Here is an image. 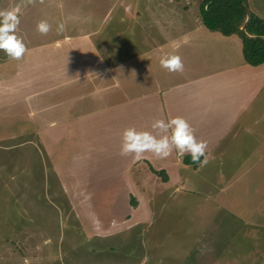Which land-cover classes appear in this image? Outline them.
<instances>
[{
  "label": "rangeland",
  "instance_id": "1",
  "mask_svg": "<svg viewBox=\"0 0 264 264\" xmlns=\"http://www.w3.org/2000/svg\"><path fill=\"white\" fill-rule=\"evenodd\" d=\"M167 1L0 0V11L20 6L15 35L27 49L20 60L0 50V264H264V64L251 67L258 83L239 123L250 120L206 165L213 172L175 150L120 155L126 129L157 135L146 81L166 70L146 53L148 37L184 21L171 45L192 48L189 61L244 64L238 36L194 17L200 0ZM245 1L264 18V0ZM128 2L146 36L109 30L128 25Z\"/></svg>",
  "mask_w": 264,
  "mask_h": 264
},
{
  "label": "crops",
  "instance_id": "2",
  "mask_svg": "<svg viewBox=\"0 0 264 264\" xmlns=\"http://www.w3.org/2000/svg\"><path fill=\"white\" fill-rule=\"evenodd\" d=\"M167 2L172 3V0ZM124 6L130 10L126 20L128 25L123 24L120 26L122 29H120L113 22V24L109 25V30H113V32L119 31L121 34L130 32L133 35L135 32L137 36H146L144 33H140L139 15L134 19V5L128 2ZM184 8L188 10L186 6ZM111 15V10H108L103 16L104 20L108 21ZM194 17L200 21L199 13L194 14ZM180 26L181 28H167L166 31L163 30L161 36L148 37L146 42L147 54L162 55L163 57L178 55L184 65L182 72H169L166 69L164 73H159L155 70L151 72L149 80L147 79L146 82L151 92L153 103L157 101V104H152L150 110L155 114V117L156 115L158 116L156 120L163 118L167 122L176 117L186 120L192 128L196 139L207 144L205 156L208 163L206 165H214L213 162H215V165L217 162L220 164L223 161L222 158L229 154V148H227L226 144L234 142L240 128L248 124L250 120L251 113L249 112L247 117L245 113L242 123H239L240 118L243 116V110L246 108L249 111V101L245 97L250 98V90L246 89L250 82L252 86L258 83L257 79L253 78L251 68L257 66L247 64L243 58L244 64L241 63L240 66L227 65L211 71L205 66L189 61L188 54L193 51L192 48L171 45L173 40L185 38L187 35L186 23L183 21ZM152 62L160 66V62ZM263 73V71H260L261 75ZM143 84L141 85L142 88H144ZM138 92V95L142 93L141 87ZM195 118L198 119L190 123V120ZM244 131L240 138L242 142L246 140V137L250 139V134L252 133L249 127L245 128ZM259 146L264 150V145ZM188 155L190 154L186 153L183 157ZM263 156L261 155L260 160L263 159ZM183 157H181V160H183ZM206 165L200 167L199 164V169L195 172H213ZM202 168H205L206 171Z\"/></svg>",
  "mask_w": 264,
  "mask_h": 264
},
{
  "label": "clouds",
  "instance_id": "3",
  "mask_svg": "<svg viewBox=\"0 0 264 264\" xmlns=\"http://www.w3.org/2000/svg\"><path fill=\"white\" fill-rule=\"evenodd\" d=\"M43 2L44 0H40V3ZM34 3L35 0H24V6ZM19 11V5L11 10L0 11V50L12 60L22 59L27 51L23 41L15 35L20 23ZM50 27L47 21L42 20L37 25V30L40 34L47 35ZM63 27V24L58 25V32L63 31ZM160 66L169 72L184 70L182 59L178 55L161 58ZM151 127L157 130V135L148 131H137L135 128L126 129L122 136L120 155H132L134 161L138 162L144 158L145 153H152L159 159H165L175 150L180 157L186 153L190 154L192 163L200 164L201 167L208 163L205 156L206 142L196 139L192 128L183 118L176 117L167 122L156 120ZM201 157H205L203 161Z\"/></svg>",
  "mask_w": 264,
  "mask_h": 264
},
{
  "label": "trees",
  "instance_id": "4",
  "mask_svg": "<svg viewBox=\"0 0 264 264\" xmlns=\"http://www.w3.org/2000/svg\"><path fill=\"white\" fill-rule=\"evenodd\" d=\"M247 5L246 1L244 0ZM248 7V5H247ZM250 9V8H249ZM246 32L251 36H264V18L250 10ZM247 12L242 0H200L199 18L201 25L223 36H238L242 44L244 61L251 66L264 64V40L249 39L241 31ZM203 157H201L202 161ZM184 164L192 163L191 155L183 157ZM156 172V171H154Z\"/></svg>",
  "mask_w": 264,
  "mask_h": 264
},
{
  "label": "water",
  "instance_id": "5",
  "mask_svg": "<svg viewBox=\"0 0 264 264\" xmlns=\"http://www.w3.org/2000/svg\"><path fill=\"white\" fill-rule=\"evenodd\" d=\"M243 1V4L245 6V9H246V12H247V17H246V21L245 23L243 24V26L241 27V31L245 34V36L249 39H256V38H260V39H263L264 40V36H251L249 35L247 32H246V27H247V24L250 20V17H251V14H250V10L249 8L247 7V5L245 4L244 0Z\"/></svg>",
  "mask_w": 264,
  "mask_h": 264
}]
</instances>
